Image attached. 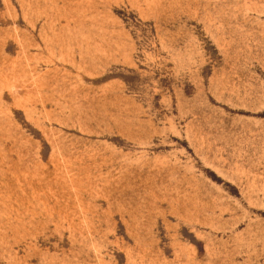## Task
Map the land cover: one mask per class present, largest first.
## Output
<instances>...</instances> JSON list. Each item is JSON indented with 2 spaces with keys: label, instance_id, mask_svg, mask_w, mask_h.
<instances>
[{
  "label": "rangeland",
  "instance_id": "374dc122",
  "mask_svg": "<svg viewBox=\"0 0 264 264\" xmlns=\"http://www.w3.org/2000/svg\"><path fill=\"white\" fill-rule=\"evenodd\" d=\"M0 264H264V0H0Z\"/></svg>",
  "mask_w": 264,
  "mask_h": 264
}]
</instances>
